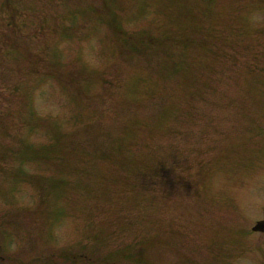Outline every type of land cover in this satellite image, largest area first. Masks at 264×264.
I'll return each instance as SVG.
<instances>
[{
  "label": "rangeland",
  "instance_id": "obj_1",
  "mask_svg": "<svg viewBox=\"0 0 264 264\" xmlns=\"http://www.w3.org/2000/svg\"><path fill=\"white\" fill-rule=\"evenodd\" d=\"M264 0H0V264H264Z\"/></svg>",
  "mask_w": 264,
  "mask_h": 264
},
{
  "label": "water",
  "instance_id": "obj_2",
  "mask_svg": "<svg viewBox=\"0 0 264 264\" xmlns=\"http://www.w3.org/2000/svg\"><path fill=\"white\" fill-rule=\"evenodd\" d=\"M255 230H264V219L259 220L257 224L253 227Z\"/></svg>",
  "mask_w": 264,
  "mask_h": 264
}]
</instances>
